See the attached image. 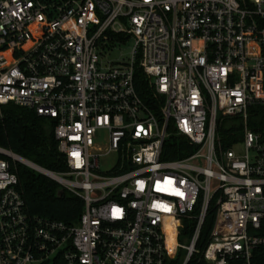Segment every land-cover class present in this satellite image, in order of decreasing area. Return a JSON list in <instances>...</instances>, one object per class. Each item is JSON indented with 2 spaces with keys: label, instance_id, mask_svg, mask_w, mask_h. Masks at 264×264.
Wrapping results in <instances>:
<instances>
[{
  "label": "built area",
  "instance_id": "1",
  "mask_svg": "<svg viewBox=\"0 0 264 264\" xmlns=\"http://www.w3.org/2000/svg\"><path fill=\"white\" fill-rule=\"evenodd\" d=\"M10 103L54 124L66 170L0 147V264H264V139L248 124L264 105V0H0ZM228 118L243 126L227 147ZM174 137L184 155L165 159ZM17 162L82 198L76 223L29 213ZM188 225L189 244L171 241Z\"/></svg>",
  "mask_w": 264,
  "mask_h": 264
},
{
  "label": "trees",
  "instance_id": "2",
  "mask_svg": "<svg viewBox=\"0 0 264 264\" xmlns=\"http://www.w3.org/2000/svg\"><path fill=\"white\" fill-rule=\"evenodd\" d=\"M142 73H137V88L144 93L145 85L140 84ZM249 127L260 133L264 139V105L257 104L249 110ZM223 145L230 146L235 137L230 129H219ZM186 142L181 137L172 138L166 145L165 159L182 157V149ZM0 147L11 150L15 154L34 162L45 169L63 172L66 170L64 159L59 152L54 136V124L35 111L13 103L4 105L0 111ZM19 178V190L23 195L27 209L31 215H39L52 219L63 220L74 224L84 208L82 198L67 191L59 197V185L49 176L42 174L30 166L17 162L13 168ZM216 207L210 206L206 223L202 230L199 246L204 248L208 243L212 230ZM191 225V224H190ZM192 229L186 226L185 234ZM190 264H195L191 262Z\"/></svg>",
  "mask_w": 264,
  "mask_h": 264
},
{
  "label": "rangeland",
  "instance_id": "3",
  "mask_svg": "<svg viewBox=\"0 0 264 264\" xmlns=\"http://www.w3.org/2000/svg\"><path fill=\"white\" fill-rule=\"evenodd\" d=\"M130 45H132V43H130ZM129 52H130V48L128 46H123V47L117 46V48H115L114 51L111 52L109 58L114 60L127 61L130 56ZM242 126H243V122L240 119L228 118L222 122L221 128L232 129L234 127L241 128ZM234 150L238 154L244 153L245 152L244 144H242L241 142L239 145L234 146ZM169 235L171 241L176 240L179 243L186 245L190 243V235L188 234L180 233L175 235L174 233H169ZM184 252H185L184 250H181L180 255L182 256ZM182 262H183L182 260H177L174 264H182Z\"/></svg>",
  "mask_w": 264,
  "mask_h": 264
},
{
  "label": "water",
  "instance_id": "4",
  "mask_svg": "<svg viewBox=\"0 0 264 264\" xmlns=\"http://www.w3.org/2000/svg\"><path fill=\"white\" fill-rule=\"evenodd\" d=\"M25 163H27V162H25ZM45 175H47V174H45ZM63 194H64V189L62 187H59L57 190V196L61 197Z\"/></svg>",
  "mask_w": 264,
  "mask_h": 264
},
{
  "label": "bare ground",
  "instance_id": "5",
  "mask_svg": "<svg viewBox=\"0 0 264 264\" xmlns=\"http://www.w3.org/2000/svg\"><path fill=\"white\" fill-rule=\"evenodd\" d=\"M16 158H17V159H19V160H21V158H20V157H18V156H16Z\"/></svg>",
  "mask_w": 264,
  "mask_h": 264
}]
</instances>
